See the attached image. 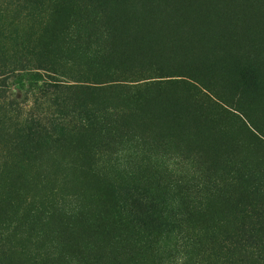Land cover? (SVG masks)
<instances>
[{
	"label": "trees",
	"instance_id": "1",
	"mask_svg": "<svg viewBox=\"0 0 264 264\" xmlns=\"http://www.w3.org/2000/svg\"><path fill=\"white\" fill-rule=\"evenodd\" d=\"M45 1L11 2L27 14L40 12ZM48 15L50 26L40 40H75V64L86 60L85 83L97 99L84 96L70 111L55 113L35 98L21 125L0 123V156L23 157L20 164L41 161L47 146L74 142L68 151L91 166L94 159L109 164L179 151L188 154L200 185H192L194 196L187 194L174 209L163 203L169 191L163 170L155 180L130 171L117 201L107 184V216L99 228H83L94 234L95 255L83 244L69 258L66 249L78 240H68L77 234L67 223L80 210L63 208L51 195L33 205L26 219L5 225L17 242L65 264H116L118 247L139 248L164 227L180 239L188 229L184 220L201 203L230 201L223 197L229 189L241 196L226 227L210 233L214 256L224 264H264V0H52ZM23 62L19 68L30 65ZM14 66L0 63V76L14 73ZM120 76L110 85L108 79ZM118 82L133 84L132 90L126 93ZM62 88L81 89L53 79L40 93L50 99ZM63 123L84 134L72 136ZM20 172L12 161L0 174ZM55 234L65 235L67 245L54 244Z\"/></svg>",
	"mask_w": 264,
	"mask_h": 264
},
{
	"label": "rangeland",
	"instance_id": "2",
	"mask_svg": "<svg viewBox=\"0 0 264 264\" xmlns=\"http://www.w3.org/2000/svg\"><path fill=\"white\" fill-rule=\"evenodd\" d=\"M11 1H0V63L15 65L16 71L0 76V85L5 84L1 90L6 98L5 102L0 99L3 102L0 104L4 105L0 111V123L11 129L17 127L16 124L21 125L23 117L27 114L25 110L32 106L35 98L39 103L51 107L55 113L58 112L57 109L70 111L84 96L87 100H96V95L91 87H88L90 85L85 83L88 80L86 60L78 58L79 65L75 64L77 57L73 51L79 49L77 46L73 48L75 40L67 43L59 39L51 43L50 39L56 37H49L48 34L47 40H40L43 32H47V27L50 26L48 14L52 0H46L40 12L32 11L27 14L19 11ZM23 61L30 62V65H22L24 68H19L21 64H25ZM120 78L122 77H112L108 81L114 87L116 80H123ZM53 79L62 81L64 85L80 86L81 89L62 88L50 96V99H46L40 92ZM116 84L122 90L124 88L126 93L132 90L128 89L133 85L131 83ZM110 94L113 98L117 96L116 92L114 95L111 92ZM111 95L106 94L105 98L109 99ZM10 119L15 123L11 124ZM63 126L72 136L84 134L82 130H73L64 123ZM79 139L82 141L80 136ZM71 144L61 142L56 144L57 148L47 146L48 153L43 155L41 161H21L25 163L20 164L23 157L14 156L4 160L0 156V173L11 168L12 161H18L21 168L19 174L10 173L7 177L0 174L1 188L5 186V190L0 189V197L3 200L0 205V234L5 236L0 242V264H65V260L33 254L17 242L18 236L15 237L11 233V225L7 226L9 228L5 227L17 219H26L31 214L33 205H38L49 195L65 209L80 210L81 215L67 223L74 227L77 234L76 237L70 236L68 240L71 243L75 239L78 240L66 249L71 258L83 248V244L88 245L93 241L94 234L86 232L83 228H99L107 216L106 207L110 203L107 184L114 188L113 198L117 201L121 186L130 171L143 172L146 177L155 180L163 170L169 189L168 196L164 194L163 203L166 202L167 207L174 209L184 205L183 200L187 194L194 196L192 185H200L196 183L197 176L185 152L180 153L177 150L179 153L133 159L129 158L130 155L119 162L112 161L109 164L94 159L93 165L90 166L88 161L71 155L68 150L75 143ZM5 180L12 181L6 186ZM224 192L226 194L223 197L231 200L210 201L208 206L201 203L199 211L184 220L183 225L188 229L180 239L177 235L175 237V232L164 227L156 235L152 234L149 241L139 248L127 251L122 249L119 252L118 247L112 254H118L120 261H116V264H131L137 258L140 264H224L214 256L215 251L210 244L213 240L209 237L217 228L223 230L226 227L225 223L232 217L229 210L233 201L241 196L240 193L229 189ZM81 224L83 226L79 227ZM101 232L104 234V228H101ZM50 239L54 244L67 245L62 243L66 239L65 235L55 234ZM45 246L48 249L53 248L51 244ZM90 251L95 255L92 245Z\"/></svg>",
	"mask_w": 264,
	"mask_h": 264
}]
</instances>
